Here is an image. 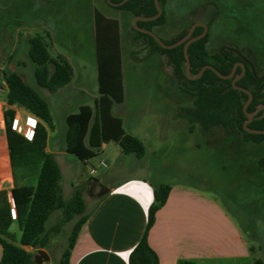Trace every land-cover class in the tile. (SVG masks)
<instances>
[{
    "label": "rangeland",
    "instance_id": "rangeland-1",
    "mask_svg": "<svg viewBox=\"0 0 264 264\" xmlns=\"http://www.w3.org/2000/svg\"><path fill=\"white\" fill-rule=\"evenodd\" d=\"M207 1L197 0V4L205 7L204 10L202 7L203 16L198 21L210 24L207 32L209 55L234 44L252 56L255 51L259 56L256 60L262 65V51L259 46H254L245 29L240 31L239 38L234 37L243 25L234 17L210 14V9L205 6ZM163 8L167 22L156 27L159 37L171 40L192 25L195 14L188 5L182 9L179 0H165ZM96 10L105 17L118 20L120 28L124 102L115 104L113 113L123 119L129 133L143 141L146 153L139 160L141 169L135 166L134 158L131 160L120 154V147L115 142H111L104 152L100 149L87 164L69 154V176L71 173L77 184L88 174L100 183L105 176L117 182L144 174L152 184H188L200 188L222 202L247 238L252 240L256 256L264 259V168L259 164V159L264 156V142L243 141L239 134L225 132L221 127L205 131L196 124L190 128L180 110L192 105V96L174 73L167 55L152 52L148 41L133 31L131 12L117 9L108 0H0V82L4 83L6 71H19L49 100L58 134L63 125V113L54 103V97L36 83L34 65L28 57L29 38L43 34L50 53L54 57L63 54L70 61L74 77L76 74L82 76L79 86L84 91L77 99L91 105L92 97L98 96ZM243 12L246 26L256 28L264 24V0L254 9ZM259 73L264 74V66ZM20 111L27 119V112ZM70 111L77 112L76 105H72ZM102 161L106 163L105 167L100 164ZM92 168L94 173H89ZM38 172L31 168L32 183ZM66 175L64 170L62 178ZM102 187L107 188L104 184ZM102 187L98 183L92 184L85 193L94 198L101 193ZM61 188L64 196L70 197L66 179ZM60 217L61 211L54 212L46 226L55 225ZM71 227L72 223H68L60 233L53 235L51 245L44 249L50 260L43 264H58ZM13 231L20 244L19 227L15 226ZM27 249L37 253L36 249Z\"/></svg>",
    "mask_w": 264,
    "mask_h": 264
},
{
    "label": "trees",
    "instance_id": "trees-1",
    "mask_svg": "<svg viewBox=\"0 0 264 264\" xmlns=\"http://www.w3.org/2000/svg\"><path fill=\"white\" fill-rule=\"evenodd\" d=\"M179 1L182 9L188 5L189 9L193 10L195 18L192 25L201 19L203 16L201 9L203 7L204 10L205 7L199 6L197 0ZM260 2L261 0H208L205 3L212 15L222 13L227 17L236 18L243 26L239 27L234 34L235 39L241 36L240 31L244 28L254 46H259L262 51L261 65L256 60L259 56L255 54V51L252 56L234 44L227 45L238 50L251 62V64L245 63V73L236 82V85L250 89L253 93V100L247 108L249 112H254L264 105V74L261 76L259 73L264 66V24L256 28L246 26L243 11L254 9ZM159 3L163 13L155 20L138 21L141 28L157 33L156 27L166 24L167 13L163 8L165 0H159ZM116 8L131 12L134 17H149L157 13L155 0H128ZM199 10L201 11L198 12ZM95 26L99 97L95 101L94 108L82 105L77 113L67 117L66 149L81 161L86 162L98 154L103 143L113 141L120 145L125 155L133 154L141 159L146 153L143 141L138 136L126 132L122 120L114 116L111 111L113 103L124 102L119 22L105 17L96 10ZM132 29L136 35L148 41L152 52L167 55L169 62L173 65L174 73L183 81L185 90L192 96V105L182 107L180 110V115L190 123V128L196 124L205 131L221 127L225 132L239 134L243 141H252L257 144L264 142V133H250L244 128L247 117L243 107L248 95L235 88L232 82L234 77L241 74V66L237 67L231 79H222L212 69H206L200 78L188 79L185 74V43L167 49L159 45L151 35L140 32L134 27ZM189 29H184L171 40L162 39L167 44H173L185 37ZM203 31L204 27L198 26L192 37L201 35ZM208 42L207 33L190 43L188 54L191 60V74L197 75L206 65L214 66L224 75L230 74L234 64L242 60L240 55L224 46L223 51L220 49L211 56L207 50ZM28 57L34 65V77L39 88L55 93L72 82L74 78L72 64L63 54L54 57L50 53L43 34L37 33L29 38ZM4 83L7 89L4 97L7 104L6 131L12 165L16 169L36 168L39 172L35 184L16 186L11 193L0 190V244L3 248L0 264H36L34 260L36 253L27 250L26 247L37 251L48 249L53 235L60 233L66 224L72 223L67 245L58 261V264H70V254L78 233L88 218L84 198L86 187H76L68 198L63 194L60 186L62 177L60 166L55 157L46 151L48 129L54 127L47 98L30 85L17 70L6 71ZM0 84L4 85L2 82ZM16 108H21L38 119L31 139L13 128ZM263 112L264 109H261L257 113L249 124L250 128L264 130V116L260 117ZM259 164L264 168V156L259 159ZM170 191L169 184L154 186V200L149 208L147 227L130 254L129 264H160L148 236L155 223L156 214L166 203ZM13 208L16 209L15 217L12 214ZM56 211H61L60 219L55 225L47 227L48 219ZM15 226H18L21 231L20 244L17 243L18 237L13 231ZM181 264L196 263L182 261ZM253 264H264V259L256 258Z\"/></svg>",
    "mask_w": 264,
    "mask_h": 264
},
{
    "label": "crops",
    "instance_id": "crops-1",
    "mask_svg": "<svg viewBox=\"0 0 264 264\" xmlns=\"http://www.w3.org/2000/svg\"><path fill=\"white\" fill-rule=\"evenodd\" d=\"M81 77L76 74L72 83L55 93L47 90L63 113V125L58 134L55 132L56 123L52 113L54 127L48 129L46 146V151L58 162L62 177L64 170L67 172V177H61L60 186L66 179L70 188L67 194L70 196L76 187H86L84 198L88 218L78 233L70 254V264H129L130 254L146 230L149 208L154 200V186L159 184H152L144 174L117 182L112 181V177L105 176L102 183H97L101 187L102 184L106 185L108 190L92 198L85 193L95 181L92 176L88 174L87 178L79 179L77 184L70 172L69 176L68 167L71 161L68 155L72 153L66 149L67 117L77 113L82 105L94 108L99 97V93L98 96H93L91 105L83 104V99H77L84 91L79 86ZM3 84H0V190L11 193L16 186L35 184L36 181L32 183L29 176L31 167L16 169L12 165L5 119L7 104L4 97L7 89L5 83ZM115 104L121 103H113L112 113ZM72 105H76L77 112L70 111ZM20 109L16 108V117L23 122L25 116ZM26 115L38 121L29 113ZM113 115L116 116L114 113ZM119 118L125 129L123 119ZM125 131L128 132L126 129ZM111 142L113 141L103 143L100 149L104 152ZM120 150V154H124L121 147ZM126 156L136 160V167H143L136 156ZM89 162L90 160L84 163ZM148 240L157 253L160 264H181L182 261L196 264H253L256 258H260L256 256L252 240L247 238L222 202L216 196L188 184L171 185L166 203L156 214ZM2 254L3 248L0 244V260Z\"/></svg>",
    "mask_w": 264,
    "mask_h": 264
},
{
    "label": "water",
    "instance_id": "water-1",
    "mask_svg": "<svg viewBox=\"0 0 264 264\" xmlns=\"http://www.w3.org/2000/svg\"><path fill=\"white\" fill-rule=\"evenodd\" d=\"M108 1L112 5L119 6V5L124 4L128 0H122L120 2H113L112 0H108ZM155 5H156V8H157V13L155 15L149 16V17H146V16H135L134 20H133V27L136 30L140 31V32H143V33L151 35L158 42L159 45H161L162 47L167 48V49L174 48L176 46H179V45L185 43L184 44V56H185V59H186L185 74H186L188 79L200 78L206 69H212L222 79H231L235 75L237 67L241 66L242 67L241 74L236 76V77H234L232 82H233V85H234L235 88L245 92L248 95V99L245 102L244 107H243L244 112H245L246 117H247V120L244 122V128L250 133H264V130L252 129V128L249 127V124L252 122V120L257 115V113L261 109H264V105H261L260 107H258L254 112H249L247 110V108H248L249 104L253 100V93H252V91L250 89H247V88L240 87V86L236 85L237 80H239L245 73V62H248V59L244 55H242L238 50H236L239 53V55L241 56L242 61H238V62H236L234 64L233 69H232L230 74L224 75L218 69H216L214 66L206 65L200 70V72L197 75H192L191 74V60H190V57H189V54H188V47H189L190 43H192L193 41H195V40H197L199 38H202L203 36L206 35V33L208 31V25L205 22H203V21H197L191 26L189 32L187 33V35L185 37H183L182 39H180L179 41H177V42H175L173 44H167L154 31H152L150 29L141 28L138 25V21L155 20L163 13V9H162V7H161V5L159 3V0H155ZM198 26L204 27L203 33L201 35H199V36L192 37V34H193L195 28L198 27ZM230 49L231 50H235L234 48H230ZM263 116H264V112H263V114L260 117H263ZM96 183H97V180H95L93 182L94 185H96ZM102 188H103V190L101 191L100 194H104L106 192V190H108L105 187H102ZM34 260H35L36 264H43L44 262L50 260V255L48 254V252L46 250L39 249L37 251V253L35 254Z\"/></svg>",
    "mask_w": 264,
    "mask_h": 264
},
{
    "label": "built area",
    "instance_id": "built-area-1",
    "mask_svg": "<svg viewBox=\"0 0 264 264\" xmlns=\"http://www.w3.org/2000/svg\"><path fill=\"white\" fill-rule=\"evenodd\" d=\"M37 122L35 119H32L31 117H27L24 118L23 122H21L17 117L14 119V124H13V128L22 133L24 136H26L27 138L31 139L33 134H34V129L36 126ZM102 166H106L105 163H101ZM94 169L91 170V173H94ZM12 214L13 217L16 216V209L13 208L12 209Z\"/></svg>",
    "mask_w": 264,
    "mask_h": 264
},
{
    "label": "flooded vegetation",
    "instance_id": "flooded-vegetation-1",
    "mask_svg": "<svg viewBox=\"0 0 264 264\" xmlns=\"http://www.w3.org/2000/svg\"><path fill=\"white\" fill-rule=\"evenodd\" d=\"M197 22V21H196ZM207 24V23H206ZM208 25V24H207ZM191 28V27H190ZM197 28V27H196ZM195 28V29H196ZM190 30V29H189ZM189 32V31H188ZM208 32V31H207ZM207 34V33H206ZM187 35V34H186ZM185 35V36H186ZM193 35V34H192ZM226 48H228L229 50H231L230 48H233V47H228V46H225ZM223 48H224V46L221 48V51H223ZM235 49V48H234ZM232 51H235L237 54H239L237 51H236V49L235 50H232ZM243 55V54H242ZM245 56V55H244ZM241 57V56H240ZM246 57V56H245ZM247 58V57H246ZM248 59V58H247ZM242 61V60H241ZM238 62V61H237ZM245 63H249V64H251V62H250V60L248 59V62H245ZM90 187H91V185H90Z\"/></svg>",
    "mask_w": 264,
    "mask_h": 264
}]
</instances>
